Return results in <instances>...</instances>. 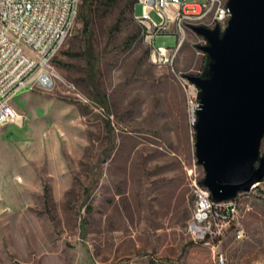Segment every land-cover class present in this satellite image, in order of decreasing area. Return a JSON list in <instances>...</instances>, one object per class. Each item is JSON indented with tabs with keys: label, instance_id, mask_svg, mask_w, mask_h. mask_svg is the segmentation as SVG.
Listing matches in <instances>:
<instances>
[{
	"label": "rangeland",
	"instance_id": "374dc122",
	"mask_svg": "<svg viewBox=\"0 0 264 264\" xmlns=\"http://www.w3.org/2000/svg\"><path fill=\"white\" fill-rule=\"evenodd\" d=\"M82 3L53 60V87L14 104L19 125L6 145L23 182L0 216V264H264V177L240 191L222 236L207 241L186 230L190 182L203 170L180 76L202 75L206 62L191 25L173 65L158 64L133 15L139 2ZM176 41L173 22L153 39Z\"/></svg>",
	"mask_w": 264,
	"mask_h": 264
},
{
	"label": "built area",
	"instance_id": "2783aa9c",
	"mask_svg": "<svg viewBox=\"0 0 264 264\" xmlns=\"http://www.w3.org/2000/svg\"><path fill=\"white\" fill-rule=\"evenodd\" d=\"M79 0H0V130L18 117L12 102L23 90H48L57 77L53 60L70 34L78 11ZM140 14L133 12L151 37L152 61L173 65L186 36V24L197 35L195 52L204 53V37L193 26L217 27L223 30L229 17L226 0H136ZM154 11L160 20L155 21ZM173 22L177 33L174 46L154 44L156 33L165 32ZM51 40H59V47H51ZM186 92L189 123L195 122L198 107L196 86L187 75L180 76ZM193 204L186 230L192 238L216 239L223 235L237 215L239 202L219 206L208 190L195 179L190 182ZM242 192V191H241ZM240 191L237 193H241ZM242 229L235 230L240 238ZM222 261L221 255L218 256Z\"/></svg>",
	"mask_w": 264,
	"mask_h": 264
},
{
	"label": "water",
	"instance_id": "95a60500",
	"mask_svg": "<svg viewBox=\"0 0 264 264\" xmlns=\"http://www.w3.org/2000/svg\"><path fill=\"white\" fill-rule=\"evenodd\" d=\"M223 30L193 26L206 44L196 86L194 156L213 200L255 187L264 177V0H226ZM256 165L254 166V163Z\"/></svg>",
	"mask_w": 264,
	"mask_h": 264
},
{
	"label": "crops",
	"instance_id": "0c3cea01",
	"mask_svg": "<svg viewBox=\"0 0 264 264\" xmlns=\"http://www.w3.org/2000/svg\"><path fill=\"white\" fill-rule=\"evenodd\" d=\"M31 91L32 90H23L14 97L12 104L15 109L16 107L14 104L22 105L20 98L27 96L28 93H30ZM19 116L20 115H18V117ZM16 124L19 125V123L15 119L14 122H7L1 129L3 132L0 133V142L4 143L3 145H0V216L3 217L9 215L11 212L10 210L12 207V187H14V189L15 187L18 188L23 182L22 176L20 174L13 177L15 173H13V165L10 160L11 147L6 145L8 143L7 133H11L15 128H17ZM6 156L8 157L7 160Z\"/></svg>",
	"mask_w": 264,
	"mask_h": 264
},
{
	"label": "trees",
	"instance_id": "16d2710c",
	"mask_svg": "<svg viewBox=\"0 0 264 264\" xmlns=\"http://www.w3.org/2000/svg\"><path fill=\"white\" fill-rule=\"evenodd\" d=\"M84 1L83 0V3L81 4L84 5ZM111 1H114V0H111ZM136 2V0H134V3ZM133 12H134V6H133ZM90 22H91V18L89 16H86L85 19H83V26H82V32L85 34V35H88L90 36L91 32H90ZM204 60L206 61V56L204 54ZM204 64V63H203ZM205 67H203V71H204ZM200 182V181H199Z\"/></svg>",
	"mask_w": 264,
	"mask_h": 264
},
{
	"label": "bare ground",
	"instance_id": "6f19581e",
	"mask_svg": "<svg viewBox=\"0 0 264 264\" xmlns=\"http://www.w3.org/2000/svg\"><path fill=\"white\" fill-rule=\"evenodd\" d=\"M51 47H59V40H51ZM240 193H236L235 196L233 197V200H238V195ZM219 206H229L230 203L232 202V198L226 199V200H219L216 201Z\"/></svg>",
	"mask_w": 264,
	"mask_h": 264
}]
</instances>
